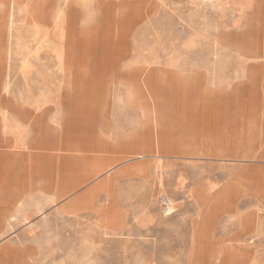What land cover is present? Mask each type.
<instances>
[{"label": "rangeland", "instance_id": "obj_1", "mask_svg": "<svg viewBox=\"0 0 264 264\" xmlns=\"http://www.w3.org/2000/svg\"><path fill=\"white\" fill-rule=\"evenodd\" d=\"M245 1L0 0V120L9 108L34 116L51 109L39 71L52 75L56 66L63 74L70 27L73 63L93 58L129 68L141 62L143 72L166 77L174 71L171 62L187 60L190 73L206 82L205 100L196 107L209 111L218 93L220 108L232 110L248 67L264 61L248 52L254 39L264 53V19H251L263 16L264 5L246 11ZM228 94L232 101L224 102ZM162 101L151 105L168 107ZM35 118L29 128L34 147L25 150L34 211L29 219L0 214V256L12 259L0 264H264L261 122L246 158L127 156L115 163L101 126L82 133L60 125L55 132L34 126ZM224 129L240 152L244 139ZM9 131L0 125V140ZM6 151L22 152L0 148L1 157ZM38 179L45 186L40 191ZM244 223L249 228L234 240ZM6 249L20 250L21 258Z\"/></svg>", "mask_w": 264, "mask_h": 264}, {"label": "crops", "instance_id": "obj_2", "mask_svg": "<svg viewBox=\"0 0 264 264\" xmlns=\"http://www.w3.org/2000/svg\"><path fill=\"white\" fill-rule=\"evenodd\" d=\"M241 5L243 10L249 11L252 6H263L264 0H246ZM261 15L252 16L251 19L263 20V12ZM71 31L70 27L67 48L64 50L63 74L58 72L56 66L52 75L46 76L45 72L39 71L38 84L39 87L43 85L44 89L48 87L50 93L47 100L51 102V109L42 111L43 115L34 116L30 109L9 108L5 110L7 120H0L1 126L4 123L8 130L12 128L11 132L6 133V139L0 140V148L22 150L21 153L6 151L4 157L0 154V214L15 213L21 214V217L27 214L29 219V214L34 211L30 208V158L25 153V150L34 147L29 136L31 117L37 118L32 122L34 126L43 124L49 130L53 127L55 132L60 125L66 128L77 126L82 133L101 126L108 133L103 141L108 144L109 154L115 163L127 156L180 159L196 156L248 157L246 152L255 140L254 125L259 126L261 122L264 126V61L258 66L248 67L246 80L240 82L233 92L232 110L230 106L227 111V108L221 109V95L213 93L212 99L219 103L206 111L195 105V102L205 100V78L199 73H190V62L187 60L171 62L174 71L166 73V77L153 70L143 72L141 62L129 68L119 62H98L93 58L73 63L74 40ZM259 46L258 43L256 52H252V44H248L249 54L255 52L254 55L264 57V54L260 55ZM82 48L86 50L88 45ZM39 65L42 63L39 62ZM42 68L39 66V69ZM226 96L224 102L227 99L231 102L232 96ZM161 98L165 99L162 102L168 101V107L159 103L157 108H153L152 100ZM262 108L260 115L258 111ZM162 117L169 118L165 120ZM200 127L202 131H199ZM227 127L231 128L228 132L244 139L241 151L245 148V152H239V142L226 140L224 128ZM54 141H57V137H54ZM39 160L45 163L46 158ZM37 186V191L45 187L40 181ZM244 224L233 235L234 240L241 238L249 228L247 223ZM17 251L21 252L15 249L9 252H16V257H19L16 260H19L21 255ZM6 257L1 255L0 261H12Z\"/></svg>", "mask_w": 264, "mask_h": 264}, {"label": "bare ground", "instance_id": "obj_3", "mask_svg": "<svg viewBox=\"0 0 264 264\" xmlns=\"http://www.w3.org/2000/svg\"><path fill=\"white\" fill-rule=\"evenodd\" d=\"M253 41H255V40L253 39ZM252 48H253V49H252V52H253L254 50H255V52H256L257 45L254 46V42L252 43ZM263 54H264V53H263ZM168 87H169V86H168Z\"/></svg>", "mask_w": 264, "mask_h": 264}]
</instances>
